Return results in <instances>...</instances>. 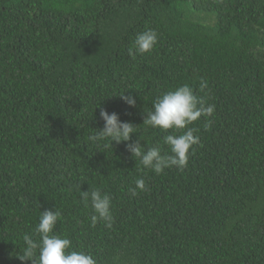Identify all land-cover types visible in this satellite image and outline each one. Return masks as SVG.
Instances as JSON below:
<instances>
[{"label": "trees", "instance_id": "16d2710c", "mask_svg": "<svg viewBox=\"0 0 264 264\" xmlns=\"http://www.w3.org/2000/svg\"><path fill=\"white\" fill-rule=\"evenodd\" d=\"M148 28L154 49L129 55ZM183 84L215 111L190 125L187 167L157 175L126 144L168 151L173 130L143 119ZM101 108L138 133L90 142ZM93 188L112 197V228L90 225ZM55 208L54 232L97 264H264V0H0V264H31L23 235Z\"/></svg>", "mask_w": 264, "mask_h": 264}, {"label": "clouds", "instance_id": "9594fccd", "mask_svg": "<svg viewBox=\"0 0 264 264\" xmlns=\"http://www.w3.org/2000/svg\"><path fill=\"white\" fill-rule=\"evenodd\" d=\"M159 35L155 29L148 28L138 33L129 48V55L151 52L158 43ZM207 88V82L201 80L200 90ZM121 98L130 106H135L136 99L131 95L120 94ZM215 106L208 104L204 96H197L193 87L189 84L178 86L174 90L163 92L152 102V109L146 111L143 124L152 129L173 130V134L165 135L163 144L168 146V151H162L161 145L144 148L140 138L126 147L135 161L143 166V169H150L157 175L167 168L175 167L183 170L187 167L190 150L200 142L196 133L199 129L190 127L202 115L211 117L214 114ZM100 117L104 126L99 131L89 136L90 142L98 147H107L108 142H128L132 134L138 133L137 124L130 121H122L118 113H109L100 109ZM183 130L181 134L176 132ZM135 196L139 192L147 191V184L143 178L135 181V187L129 189ZM80 197L86 208L92 209L90 225L94 227L97 223L103 222L107 228H112L114 217L112 212V197L109 193L99 188L91 190H80ZM61 212L55 208L45 209L40 212L39 222L34 231L23 235L24 247L22 253L17 255L21 261H31V264H97L95 257L88 252L71 249V241L54 232ZM71 249V250H70Z\"/></svg>", "mask_w": 264, "mask_h": 264}]
</instances>
